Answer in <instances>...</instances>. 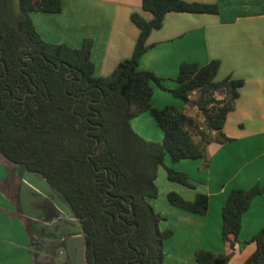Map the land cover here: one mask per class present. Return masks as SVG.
I'll return each mask as SVG.
<instances>
[{
    "label": "trees",
    "instance_id": "trees-1",
    "mask_svg": "<svg viewBox=\"0 0 264 264\" xmlns=\"http://www.w3.org/2000/svg\"><path fill=\"white\" fill-rule=\"evenodd\" d=\"M13 3L0 0V156L42 177L68 204L83 232L86 264H164L172 232L160 230L163 217L150 204L159 197L158 170L165 168L169 182L196 188L188 174L165 167V157L172 163L201 159L207 167L208 146L230 141L223 129L243 81H217L218 60L204 66L184 62L170 92L185 109H157L151 85L164 89L163 79L139 70V63L167 14L215 15L218 6L142 0L152 18L131 15L139 30L132 57L110 76L96 77L91 40L79 49L47 43L32 22V12L60 13L62 0H18V12ZM144 112L162 130L161 143L133 131L131 121ZM263 192L259 184L230 192L221 232L230 252L198 250L197 264H229L242 216ZM167 201L200 216L209 209L203 193L187 201L169 192ZM245 244L255 251L242 264H264V227Z\"/></svg>",
    "mask_w": 264,
    "mask_h": 264
},
{
    "label": "crops",
    "instance_id": "crops-1",
    "mask_svg": "<svg viewBox=\"0 0 264 264\" xmlns=\"http://www.w3.org/2000/svg\"><path fill=\"white\" fill-rule=\"evenodd\" d=\"M184 1L216 4L218 13H169L163 27L151 33L146 43L151 47L140 59L139 70L163 79L164 89L155 83L151 85L153 106L185 109L184 103L170 92L178 86L175 79L184 62L204 66L218 60L216 80L231 77L242 80L243 85L223 129L230 141L208 146V166L204 167L201 159L169 164L188 174L196 188L169 182L167 175L163 179L158 174L159 197L150 204L163 217L160 230L172 232L164 243V264H197L198 250L229 253L230 247L223 242L221 232L222 208L230 192L256 184L264 188V0ZM133 13L146 20L152 18L142 9V0H62L60 13L32 12L30 16L47 43L79 49L84 40H91L94 75L108 77L119 63L132 57L139 38V30L130 20ZM131 127L144 140L163 141L162 130L151 125L147 112L134 118ZM169 192H176L187 201H193L198 193L206 194L207 214L200 216L172 206L167 201ZM62 199L42 177L0 156V264H40V260L52 264L54 253L61 262L67 253L70 264H81L78 254L84 252V238L75 230L80 225L73 223L70 209L72 217L63 214L69 221L62 227L50 224L59 218ZM65 205L69 208L66 202ZM263 227L264 192L252 200L250 209L242 216L240 242L229 264H242L255 251V245L245 242ZM53 230L58 245L46 240L56 237Z\"/></svg>",
    "mask_w": 264,
    "mask_h": 264
},
{
    "label": "rangeland",
    "instance_id": "rangeland-1",
    "mask_svg": "<svg viewBox=\"0 0 264 264\" xmlns=\"http://www.w3.org/2000/svg\"><path fill=\"white\" fill-rule=\"evenodd\" d=\"M13 9H14V12H18L19 11V5H18V0H14V3H13ZM143 9V8H142ZM69 47V46H68ZM71 48V47H70ZM73 49V48H72ZM148 113V115H149V117H150V121H151V125H153V127H156V129H159L158 127H157V124L155 123V120H154V118L151 116V114H150V112H147ZM138 119H142V118H138ZM137 119V120H138ZM146 126H148V123L147 122H145L144 123ZM191 161H193V160H190V161H188L187 163H191ZM181 162V161H180ZM180 162H178V163H180ZM184 162V161H183ZM177 163V164H178ZM169 164H171L172 166H174L176 163H172L171 162V160H170V158H169V156L168 155H166V157H165V161H164V166L165 167H169V168H172L171 166H169ZM181 172V171H180ZM184 173V172H183ZM158 174L159 175H162L163 176V179H165V177H166V171H165V168L164 167H160L159 168V170H158ZM167 179V178H166ZM159 184H160V186H161V181L159 180ZM62 202H63V205H62ZM62 202H60L59 203V206L61 207V213L59 212V218H57V219H54V220H52L51 222H50V224L52 223V224H54V226L55 227H62V225L61 224H64V222H67V221H69V220H67V217L65 216V215H63V214H68L70 217H72L71 216V213H69V208H67L66 207V205H65V201L62 199ZM33 203H36V200L34 199V201H33ZM53 212V214H56V212H54V211H52ZM77 220L75 219V221H73V223H75V224H77ZM76 232L78 233V234H82V237H83V232H82V230H81V228H79V226H77L76 227ZM81 230V231H80ZM73 231V230H72ZM53 233L54 234H56V231L55 230H53ZM56 236V237H55ZM53 237H55L54 239H52V240H49V239H46L47 241H50L51 243H55L56 242V244L55 245H58V243H59V240H58V237H57V234L56 235H54ZM65 243V242H64ZM33 246H35L36 245V243H35V241H33ZM72 250V249H71ZM63 251V249H59V252H62ZM36 252H38L37 250H36ZM42 252V249H40V253ZM65 253V252H64ZM66 254L67 253H65V258L64 259H62V262L59 260V258H57V254H52V258H51V260H50V263H52V264H55L57 261L58 262H61V263H63V264H70L69 262H70V260L67 258V256H66ZM72 254V253H71ZM37 255V254H36ZM37 256H39V255H37ZM40 257L41 256H39V259H40ZM78 259L80 260V262H81V264H84L85 263V261H84V252H82V250H81V252L79 251V254H78ZM46 264L47 262L46 261H41L40 260V264ZM72 264V263H71ZM73 264H75V263H73Z\"/></svg>",
    "mask_w": 264,
    "mask_h": 264
}]
</instances>
